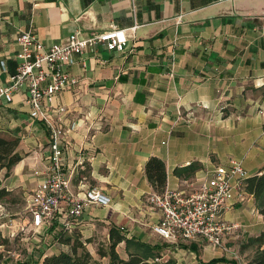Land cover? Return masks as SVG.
<instances>
[{
	"label": "crops",
	"instance_id": "0c3cea01",
	"mask_svg": "<svg viewBox=\"0 0 264 264\" xmlns=\"http://www.w3.org/2000/svg\"><path fill=\"white\" fill-rule=\"evenodd\" d=\"M133 26L124 51L99 45L75 56L69 71L77 85L54 96L48 108L49 120L64 131L61 161L71 192L98 187L112 199L108 207L86 206L74 228L85 239L103 232L109 239L110 228H119L153 246L161 260L177 264L235 261L238 256L230 254L236 245L227 243L239 240L245 250L253 247H247L250 237L264 232L254 196L224 213L241 228L221 245L204 238L169 241L154 231L162 213L147 201L155 191L145 165L152 156L161 158L167 187L186 192L231 157L241 160L250 176L263 172L264 0H0V86L17 70L23 31L49 46L67 42L77 29L87 37ZM26 95L0 97V132L19 139L22 156L9 175L6 168L0 171V185L22 190L29 200L49 165L54 133L45 120L31 116ZM59 106L65 110L57 111ZM191 109L195 116L189 121ZM194 161L202 168L191 176L174 172ZM61 230L54 223L39 230V237L55 240ZM53 246L44 256L63 245ZM117 251L128 257L125 242ZM236 252L242 255L239 248Z\"/></svg>",
	"mask_w": 264,
	"mask_h": 264
},
{
	"label": "built area",
	"instance_id": "2783aa9c",
	"mask_svg": "<svg viewBox=\"0 0 264 264\" xmlns=\"http://www.w3.org/2000/svg\"><path fill=\"white\" fill-rule=\"evenodd\" d=\"M137 26L95 32L87 37L75 30L65 43L46 46L33 32L23 31L17 42L21 49L17 55V70L9 76V83L0 86V97L13 99L14 92H26L31 116L45 120L52 128L54 139L49 142V165L42 180L31 194L28 208L35 230L61 225L72 231L74 222L88 205L110 206L112 199L98 187H89L82 194L70 190V181L62 167L63 148L60 136L64 133L61 123L53 124L48 118V108L58 93L77 85L78 79L69 71L75 56L101 45L110 51H124ZM59 106L57 111H64ZM194 109L188 112V120L194 117ZM58 120H62L60 113ZM250 176L241 160L231 157L227 165L217 166L212 176L191 192L178 188H166L162 193L153 192L148 203L162 213L154 231L169 241L204 238L221 245L223 239L234 234L241 224L224 217L235 202H244L251 195L246 189Z\"/></svg>",
	"mask_w": 264,
	"mask_h": 264
},
{
	"label": "trees",
	"instance_id": "16d2710c",
	"mask_svg": "<svg viewBox=\"0 0 264 264\" xmlns=\"http://www.w3.org/2000/svg\"><path fill=\"white\" fill-rule=\"evenodd\" d=\"M19 139L16 137H7L0 132V171L7 169L6 175L10 174L12 167L22 159L21 154L16 150ZM202 168L198 161L177 167L174 172L180 177H189ZM146 176L156 193H162L167 188L168 174L164 160L159 157L152 156L145 165ZM246 189L254 196L257 206L261 213L264 214V170L260 174L249 176L246 179ZM10 193L6 187L0 185V201ZM68 231L61 230L55 237V241L63 245L58 253L46 255L43 257L41 264H104L101 260L95 259L91 251L86 247L87 242L92 241L91 238L80 240L76 235L68 234ZM75 237L78 241L75 243ZM8 242L6 238L0 239V246ZM126 243L128 257H121L117 251V246ZM107 245L98 249V255L101 258L108 257L107 264H177L174 260H161L159 252L153 246L140 242L133 238H128L122 230L112 227L109 230V239ZM264 232L256 237H250L248 246L255 247V253L248 261V264H264ZM68 247L65 249L63 247ZM3 252L0 250V264L3 260ZM221 262L239 264L230 261L226 257L212 259L206 263L200 264H220Z\"/></svg>",
	"mask_w": 264,
	"mask_h": 264
},
{
	"label": "rangeland",
	"instance_id": "374dc122",
	"mask_svg": "<svg viewBox=\"0 0 264 264\" xmlns=\"http://www.w3.org/2000/svg\"><path fill=\"white\" fill-rule=\"evenodd\" d=\"M28 195L22 190L10 191V193L1 201L0 206V239L6 238L8 242L5 245L0 246V250L3 252V260L1 264H38L45 253L55 249L53 238H40L42 236L39 230H35L31 223V211L28 208ZM73 236L79 237L80 240L84 241V232H81L77 227L73 228L72 231L67 232ZM75 237L73 242H77L78 239ZM108 238L106 233H96L92 237L90 244L86 246L91 252L98 254V249L101 246L107 245ZM227 244L236 245L230 254L231 256H238L232 258L239 264H246L255 253V247L247 248L243 250V246L237 242H228ZM68 249V247H63ZM240 249V253L236 250ZM236 249V250H235ZM60 250V248L58 249ZM236 253L238 255H236ZM98 256V255H97ZM242 256V257H241ZM248 264V262H247Z\"/></svg>",
	"mask_w": 264,
	"mask_h": 264
}]
</instances>
